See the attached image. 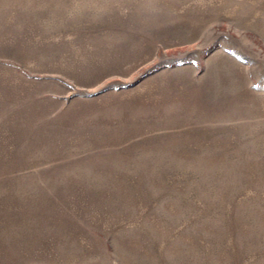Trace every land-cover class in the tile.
Wrapping results in <instances>:
<instances>
[{"label": "rangeland", "instance_id": "1", "mask_svg": "<svg viewBox=\"0 0 264 264\" xmlns=\"http://www.w3.org/2000/svg\"><path fill=\"white\" fill-rule=\"evenodd\" d=\"M0 264H264V0H0Z\"/></svg>", "mask_w": 264, "mask_h": 264}]
</instances>
